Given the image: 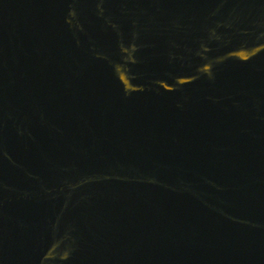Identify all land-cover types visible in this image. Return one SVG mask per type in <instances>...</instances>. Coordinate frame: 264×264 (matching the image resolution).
Here are the masks:
<instances>
[{
    "label": "water",
    "instance_id": "1",
    "mask_svg": "<svg viewBox=\"0 0 264 264\" xmlns=\"http://www.w3.org/2000/svg\"><path fill=\"white\" fill-rule=\"evenodd\" d=\"M0 264H264V0H0Z\"/></svg>",
    "mask_w": 264,
    "mask_h": 264
}]
</instances>
